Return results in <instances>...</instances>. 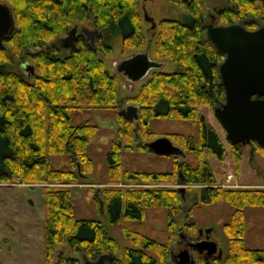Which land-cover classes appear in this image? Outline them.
<instances>
[{"label":"trees","instance_id":"1","mask_svg":"<svg viewBox=\"0 0 264 264\" xmlns=\"http://www.w3.org/2000/svg\"><path fill=\"white\" fill-rule=\"evenodd\" d=\"M5 1L13 15L14 28L0 44V181L58 183L83 179L92 166L86 146L98 126L88 122L73 125L71 113L83 107L117 109L120 96L116 77L100 54L109 53L116 42L125 52L148 43L153 56L170 59L176 68L172 72L154 70L136 93L125 98V103L137 106V132L142 141L157 136L148 131L153 116L197 120V138L181 133L168 136L194 157L195 164L183 159L175 162L171 172L126 170L120 175L122 140L118 136L107 153L110 177L125 183L172 181L203 185L198 191L203 202L224 200L233 206V211L223 226L226 252L208 262L198 256L195 264H264V248L244 244L243 221L244 207L264 206V188L215 186L206 159V154L219 159L224 155L214 128L198 112L199 106L213 109L224 101L218 72L224 55L205 35V0H170L186 9L187 19H161L148 38L142 26V21H147L138 0ZM210 18L216 21L213 24L241 23L255 29L264 24V0H225ZM88 19L96 30L93 43L80 34L64 57L58 56L55 45L51 49L42 46ZM24 56L33 60L28 78L10 67L14 57ZM133 122L125 118L119 131L127 143L133 140ZM250 144L264 155V147L254 141ZM231 147L234 157H239L237 145ZM137 148L143 145L138 143ZM56 154H67L70 168L51 169V158ZM44 188L47 257H51L57 243L66 240L73 252L80 251L89 262L108 255L102 264H168V244L126 228V239L136 247H125L122 257H117L114 252L118 242L107 227L120 220L122 209L125 219H143L145 208L163 207L174 219L183 212L184 197L179 187H105L100 194L106 218L103 221L76 218L68 186ZM173 224L169 219V227ZM187 228L189 233L197 234L194 224ZM173 235L168 236V243ZM81 261L59 252L53 264H86Z\"/></svg>","mask_w":264,"mask_h":264},{"label":"rangeland","instance_id":"2","mask_svg":"<svg viewBox=\"0 0 264 264\" xmlns=\"http://www.w3.org/2000/svg\"><path fill=\"white\" fill-rule=\"evenodd\" d=\"M139 6L152 17L155 23L161 19L173 18L186 20L188 12L186 9L175 4L170 0H138ZM8 4L5 0H0ZM225 0H205L207 14L205 22H216L212 20L211 14L223 7ZM9 5V4H8ZM212 20V21H211ZM87 21V22H86ZM78 24L82 32L92 34L94 27L90 19ZM217 24V23H216ZM218 25H222L219 23ZM142 26L146 30L147 38L151 35L150 22H143ZM148 27V28H147ZM158 28V27H157ZM84 35V34H83ZM94 36V34H93ZM89 38V37H87ZM52 42L55 40L52 39ZM50 41V42H51ZM42 43V46L48 45ZM144 43L139 48H133L123 51L119 42L112 44V49L107 54H100L105 66L115 75L119 94V107L113 109H101L94 107H83L73 110L71 113V123L78 125L88 122L98 126L97 132L89 138L87 144V153L92 159L91 171L83 179L68 182L63 180L58 183L25 182L23 180L0 181V264H53L59 252L66 256H75L89 264L88 260L80 251L73 252L66 240L57 243L51 257H47L45 252V219L46 211L44 205V186H68L71 193L73 214L76 218L106 220L104 213V203L100 197L102 189L105 187H173L180 188L183 193L184 203L183 212L173 217H168L167 211L163 207H148L144 210L143 219H125L122 209L121 217L118 222L108 224V232L114 236L118 242V247L114 252L117 257H122L125 247H136L128 241L124 235V229H130L149 236L159 242L166 243L170 248L180 239V233L188 236H209L216 244L217 253L215 257H221L227 250V237L223 226L229 221L233 206L227 201L203 202L198 191L203 185L188 184L178 182H148V183H125L122 180L114 182L115 178L110 177L108 173L107 153L110 145L118 136L121 137L120 149V175L127 171H156L171 172L174 169L175 162L180 163L183 159L195 164V159L188 151L179 148V152L172 154H158L153 152L144 141L140 140L137 132V117L133 116L132 135L133 140L130 143L125 142L119 131L124 127V119L120 113L121 108H127L131 104L125 103V98L137 92L138 88L150 78L152 72H172L176 65L166 57H155ZM58 56L67 55L69 48L58 49ZM33 51V50H30ZM148 51L149 58L161 62L162 66L156 69H150L147 74L135 82L127 80L122 73L115 69L117 62L126 59L134 53ZM154 57V58H153ZM28 63L32 65L33 60L28 57L12 59L10 67L14 72L28 78V71L23 65ZM133 91V92H132ZM123 99V100H122ZM136 108L137 106L132 105ZM200 112L207 123H209L218 135L224 147L222 159L213 154H206L215 183L213 185L222 188H230L231 185L249 188H264V155L257 152L254 144L237 145L239 157H234L233 148L226 139V133L222 125L216 119L214 111L210 106H199ZM200 123L181 118L156 117L153 116L148 125V131L157 135V137H168L173 133H181L185 137L192 135L197 138L199 134ZM169 138V137H168ZM170 139V138H169ZM151 141V140H150ZM141 143L143 148H137ZM127 145V147H125ZM177 147L180 144H174ZM254 146V148H253ZM67 154L53 155L50 162L51 169H68L70 162ZM228 174L233 176L231 182H226ZM205 185V184H204ZM169 219L174 224L169 227ZM244 221V244L249 248H264V206H246L243 209ZM194 224L197 230L194 234L189 233L188 224ZM174 234L172 241L168 243L167 238ZM191 249V256L197 261L198 254ZM193 251V253H192ZM108 255H102L93 261V264H102ZM205 262L210 261V255L201 256ZM168 264H178L172 258ZM92 264V263H91Z\"/></svg>","mask_w":264,"mask_h":264},{"label":"water","instance_id":"3","mask_svg":"<svg viewBox=\"0 0 264 264\" xmlns=\"http://www.w3.org/2000/svg\"><path fill=\"white\" fill-rule=\"evenodd\" d=\"M144 19L155 28L156 23L144 11ZM14 18L10 8L0 3V44L12 31ZM76 26L69 29L62 39L68 47H74ZM87 34L93 43V34ZM205 35L214 47L224 55L218 65L224 101L213 108L214 115L226 133L230 145H245L252 141L264 147V24L247 29L241 23L205 24ZM32 72L33 66L23 64ZM161 62L149 58L148 51L134 53L117 62L115 69L127 80L135 82L143 78L152 68H160ZM135 107L121 108L120 113L130 119L137 116ZM153 152L172 154L179 152L168 137H157L144 141ZM180 239L170 248V254L178 264H195L190 249L200 255H211L216 251L215 242L209 237L188 236L180 233ZM93 262H89V264Z\"/></svg>","mask_w":264,"mask_h":264},{"label":"flooded vegetation","instance_id":"4","mask_svg":"<svg viewBox=\"0 0 264 264\" xmlns=\"http://www.w3.org/2000/svg\"><path fill=\"white\" fill-rule=\"evenodd\" d=\"M0 3L4 4L3 2H0ZM208 23H209V22H205V24H208ZM210 23H211V22H210ZM212 24H213V23H212ZM155 27H156V26H155ZM13 28H14V26H13ZM147 28H148V27H147ZM151 29H152V28H151ZM12 30H13V29H12ZM68 31H69V30H68ZM68 31L66 32V34L57 37V38L55 39V41L52 42L50 45H47L46 49H51L53 45H55L56 48L58 47V49H62V48L68 47V46H66V45H63V44H64V40L62 39L64 36L67 35ZM80 34H84L86 37H89V36L87 35L86 32H82V29H81L80 27L76 26V33H75V37L73 38L74 43H76V38H77V36L80 35ZM68 48H71V47H68ZM190 250H191V249H190ZM193 251H195V250H193ZM193 251H192V253H193ZM195 253L198 254V256H200V257L202 256V255H200L197 251H195ZM216 254H217V253H213V254L210 255V256H211V257H210V258H211L210 261H211L213 258H216V257H215ZM192 258H193V256H192ZM201 258H202V257H201ZM193 260H194V263H195V259H193Z\"/></svg>","mask_w":264,"mask_h":264},{"label":"built area","instance_id":"5","mask_svg":"<svg viewBox=\"0 0 264 264\" xmlns=\"http://www.w3.org/2000/svg\"><path fill=\"white\" fill-rule=\"evenodd\" d=\"M233 179V176L231 174H228L225 178L226 182H231ZM238 185H231V187H237Z\"/></svg>","mask_w":264,"mask_h":264}]
</instances>
